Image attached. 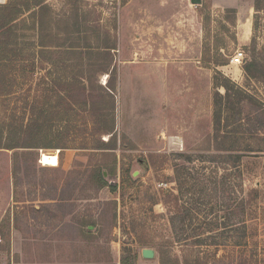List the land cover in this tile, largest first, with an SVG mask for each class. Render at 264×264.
I'll return each mask as SVG.
<instances>
[{
  "label": "rangeland",
  "instance_id": "1",
  "mask_svg": "<svg viewBox=\"0 0 264 264\" xmlns=\"http://www.w3.org/2000/svg\"><path fill=\"white\" fill-rule=\"evenodd\" d=\"M31 2L0 0L22 10L0 29V264H264V0ZM221 84L239 128L214 125Z\"/></svg>",
  "mask_w": 264,
  "mask_h": 264
},
{
  "label": "trees",
  "instance_id": "2",
  "mask_svg": "<svg viewBox=\"0 0 264 264\" xmlns=\"http://www.w3.org/2000/svg\"><path fill=\"white\" fill-rule=\"evenodd\" d=\"M43 2L44 0H32L31 5L34 6H39V8L43 7ZM8 4H3L1 5L0 9L3 12L4 10L7 11V13H9L8 16H0V19H3V22H1L0 24V29H3L4 27H6V25L9 23V25L11 27H13L15 25V21L19 18V16L22 13V10L20 7L18 6H9ZM27 8L29 7L28 5L26 6ZM11 8V9H10ZM9 10V11H8ZM9 29V28H8ZM255 69H257V64L255 62H253V60L246 62V64L244 65V71L246 73V75L252 76V77H257L258 75L256 73H258L257 71H255ZM259 71L261 70L260 68H258ZM233 84V83H232ZM222 85V84H221ZM225 89V93L224 96L225 97V103L228 104V106H226V109L222 107V103H219V101L215 102L219 103L216 104L214 106L215 111H214V125L215 127H219L220 122H221V115L222 113H224L223 111L227 110L229 112L228 115H226L224 117L226 123L225 126H227V124H231L232 126H236V127H240V123H241V118H239L240 113H241V109H236L238 103H236V96H232L230 93V89L228 86L226 85H222ZM233 86H235L239 91H241L240 87H238L236 84H233ZM237 94H239V92H237ZM219 97V94H218ZM234 97V98H232ZM230 125V126H231ZM243 125V124H242ZM233 131H228L227 132V136L228 137H223L227 139V142L230 144L229 147L227 148L228 154L227 157L232 159V162L230 164V166L234 169H239V164H238V160L241 158V156H243L244 154H242L239 151V147L241 145V143L244 140V137L241 135H238V131L236 130L237 128H233ZM248 147V146H247ZM237 171V170H236ZM108 185L111 189H114V185L111 184H106ZM246 212V202L245 199L243 197H241L239 195V192H233V197H232V202H231V209L229 211L230 213V230H235L236 231V240L234 241V245L236 246H240V247H246L248 245V242L246 240L247 238V227L245 224V220H244V215ZM214 222H212L211 220H208V218H204V225H221L222 223L219 221V219H221V216L218 217V219L216 220V218H213ZM223 235L222 231L219 232H214V233H210L208 234L207 232H198L197 234L193 235L192 240H191V245L190 246H200V245H204L205 242H207L208 240H213L216 241L217 238L221 237ZM206 244V243H205ZM212 244H216V242H213ZM195 262V261H194ZM199 262V260H198ZM188 264V263H186ZM194 264H197V260Z\"/></svg>",
  "mask_w": 264,
  "mask_h": 264
},
{
  "label": "bare ground",
  "instance_id": "3",
  "mask_svg": "<svg viewBox=\"0 0 264 264\" xmlns=\"http://www.w3.org/2000/svg\"><path fill=\"white\" fill-rule=\"evenodd\" d=\"M104 79L106 80V76L104 77ZM56 155H46L44 154L41 158V162L44 165H54L56 163Z\"/></svg>",
  "mask_w": 264,
  "mask_h": 264
},
{
  "label": "built area",
  "instance_id": "4",
  "mask_svg": "<svg viewBox=\"0 0 264 264\" xmlns=\"http://www.w3.org/2000/svg\"><path fill=\"white\" fill-rule=\"evenodd\" d=\"M244 52L243 51H236L233 56L231 57V63L233 64H241L244 61Z\"/></svg>",
  "mask_w": 264,
  "mask_h": 264
},
{
  "label": "water",
  "instance_id": "5",
  "mask_svg": "<svg viewBox=\"0 0 264 264\" xmlns=\"http://www.w3.org/2000/svg\"><path fill=\"white\" fill-rule=\"evenodd\" d=\"M192 1H194V0H192ZM39 156H40V154H39ZM39 157H38V161H39ZM103 175L105 176L106 175V172H104L103 173ZM112 183V182H111ZM154 254H155V252H154V250L153 249H151V248H143L142 250H141V255H142V257H144V258H153L154 257Z\"/></svg>",
  "mask_w": 264,
  "mask_h": 264
},
{
  "label": "crops",
  "instance_id": "6",
  "mask_svg": "<svg viewBox=\"0 0 264 264\" xmlns=\"http://www.w3.org/2000/svg\"><path fill=\"white\" fill-rule=\"evenodd\" d=\"M41 163V162H40ZM44 165V164H43ZM55 165V164H54ZM54 165H45V166H50V167H52V166H54Z\"/></svg>",
  "mask_w": 264,
  "mask_h": 264
}]
</instances>
